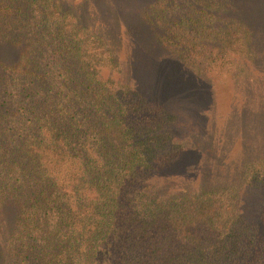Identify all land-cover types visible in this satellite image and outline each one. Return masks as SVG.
Here are the masks:
<instances>
[{
  "label": "trees",
  "instance_id": "trees-1",
  "mask_svg": "<svg viewBox=\"0 0 264 264\" xmlns=\"http://www.w3.org/2000/svg\"><path fill=\"white\" fill-rule=\"evenodd\" d=\"M128 1L197 79L237 84L264 64V0ZM114 7L0 0V264H264V148L231 157V180L190 178L206 129L119 78L113 43L129 48L135 25Z\"/></svg>",
  "mask_w": 264,
  "mask_h": 264
},
{
  "label": "rangeland",
  "instance_id": "rangeland-1",
  "mask_svg": "<svg viewBox=\"0 0 264 264\" xmlns=\"http://www.w3.org/2000/svg\"><path fill=\"white\" fill-rule=\"evenodd\" d=\"M107 2L115 3L113 13L135 25V37L126 43L129 48H125L122 42L113 43L115 52L127 67L125 74H120L119 78L124 81L126 77L140 79L145 90L155 96H162L161 99L176 107L174 111L178 114L197 116L192 125L193 130L200 132L203 126L206 129L201 134L203 142L200 136L194 134L196 138L190 143L191 148L183 158L182 167L189 170V174L192 172L190 178L219 173L229 176V180L235 178L237 174L234 173L231 157L243 153L246 156L257 148H264V64L251 72L250 79L237 84L217 85L214 80L208 83V80L197 79L189 71L176 66L155 45L144 24L136 18L137 5L134 2ZM97 7L110 14L105 2H100ZM99 18L105 19L102 15ZM261 21L257 23L264 29V22ZM110 25L106 26V32L114 37L117 28H113V23ZM257 37L264 43V30ZM262 59L264 56L261 55ZM114 77H118V74ZM206 119L209 120L208 124ZM208 142L211 144H204ZM257 199L256 194L248 195L243 198V202L251 207Z\"/></svg>",
  "mask_w": 264,
  "mask_h": 264
}]
</instances>
